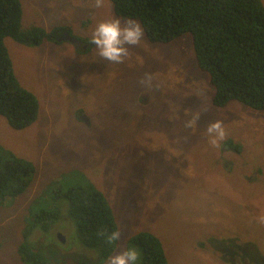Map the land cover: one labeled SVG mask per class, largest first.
Here are the masks:
<instances>
[{
  "label": "rangeland",
  "instance_id": "obj_1",
  "mask_svg": "<svg viewBox=\"0 0 264 264\" xmlns=\"http://www.w3.org/2000/svg\"><path fill=\"white\" fill-rule=\"evenodd\" d=\"M20 3L22 29L66 25L79 40L4 39L39 111L22 129L0 115V154L11 150L35 166L23 193L0 197V264H23L17 246L30 221L27 209L42 202L38 196L50 184L88 181L113 210L120 238L112 255L145 230L159 237L168 264H264V110L236 100L213 104L214 88L188 33L168 42L144 34L116 64L88 44L99 22L127 20L114 14L110 0L99 9L90 0ZM147 75L150 86L141 83ZM197 113L194 127H185ZM217 120L227 135L213 147L207 127ZM229 140L239 148L228 147ZM53 234L63 247L81 248L72 222H60Z\"/></svg>",
  "mask_w": 264,
  "mask_h": 264
},
{
  "label": "trees",
  "instance_id": "obj_2",
  "mask_svg": "<svg viewBox=\"0 0 264 264\" xmlns=\"http://www.w3.org/2000/svg\"><path fill=\"white\" fill-rule=\"evenodd\" d=\"M110 2L117 17L138 20L150 42H168L190 34L197 65L208 74L214 88L211 97L215 106L236 100L251 109L264 110L262 0ZM21 16L20 0H0V115L13 129H22L35 121L39 102L35 94L18 81L4 39L10 37L22 44L39 45L44 40L60 42L65 32L70 35L66 25L49 30L35 25L22 29ZM88 44L90 50L94 45L91 41ZM229 145L239 148L231 140ZM34 173L31 161L11 150L2 151L0 197L23 193ZM49 186L43 191V197L38 196L42 202L27 209L30 221L22 229L17 246L20 261L23 264H105L115 252L118 241L108 244L99 233H111L118 230V226L104 193L89 181L66 188ZM64 220L74 224L80 249L65 248L63 242L53 238L56 225ZM35 231L40 236L33 239L31 233ZM158 238L153 232L142 230L127 238L125 249L138 248L142 252L141 264H168Z\"/></svg>",
  "mask_w": 264,
  "mask_h": 264
},
{
  "label": "clouds",
  "instance_id": "obj_3",
  "mask_svg": "<svg viewBox=\"0 0 264 264\" xmlns=\"http://www.w3.org/2000/svg\"><path fill=\"white\" fill-rule=\"evenodd\" d=\"M90 6L96 9L105 6V0H90ZM144 37V30L139 22L127 19L122 22L120 19L101 21L97 24L91 34V43L97 48V55L104 61L111 63H124L129 58V46H137ZM151 76L147 75L142 84H149ZM199 119L197 113L191 120L187 121L185 127L192 128ZM209 143L213 147H220V142L226 138L227 132L221 120L212 122L207 127ZM108 244L118 241L120 232H101ZM142 252L136 247H129L122 252L108 257L105 264H141Z\"/></svg>",
  "mask_w": 264,
  "mask_h": 264
},
{
  "label": "water",
  "instance_id": "obj_4",
  "mask_svg": "<svg viewBox=\"0 0 264 264\" xmlns=\"http://www.w3.org/2000/svg\"><path fill=\"white\" fill-rule=\"evenodd\" d=\"M60 40H68L70 42L76 43L78 40L73 38L71 35H69L68 32H65L63 37L60 38ZM82 118L84 119L85 116H82ZM57 236L63 241V239L60 237V233H57Z\"/></svg>",
  "mask_w": 264,
  "mask_h": 264
},
{
  "label": "flooded vegetation",
  "instance_id": "obj_5",
  "mask_svg": "<svg viewBox=\"0 0 264 264\" xmlns=\"http://www.w3.org/2000/svg\"><path fill=\"white\" fill-rule=\"evenodd\" d=\"M78 45H80V42L79 43H77Z\"/></svg>",
  "mask_w": 264,
  "mask_h": 264
}]
</instances>
